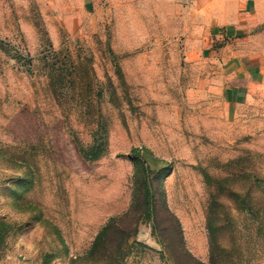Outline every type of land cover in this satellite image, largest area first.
<instances>
[{"label":"rangeland","instance_id":"obj_1","mask_svg":"<svg viewBox=\"0 0 264 264\" xmlns=\"http://www.w3.org/2000/svg\"><path fill=\"white\" fill-rule=\"evenodd\" d=\"M193 5L0 0V264H264V111Z\"/></svg>","mask_w":264,"mask_h":264},{"label":"crops","instance_id":"obj_2","mask_svg":"<svg viewBox=\"0 0 264 264\" xmlns=\"http://www.w3.org/2000/svg\"><path fill=\"white\" fill-rule=\"evenodd\" d=\"M190 1L195 2L190 7L194 20L204 15L210 45L207 55L187 58L207 62L208 91L221 92L228 103L264 111V0Z\"/></svg>","mask_w":264,"mask_h":264},{"label":"trees","instance_id":"obj_3","mask_svg":"<svg viewBox=\"0 0 264 264\" xmlns=\"http://www.w3.org/2000/svg\"><path fill=\"white\" fill-rule=\"evenodd\" d=\"M82 151L85 154H89L92 157H98L99 154L101 153L100 147H98V146L97 147H92V149H90L89 151H86L84 149H82Z\"/></svg>","mask_w":264,"mask_h":264}]
</instances>
